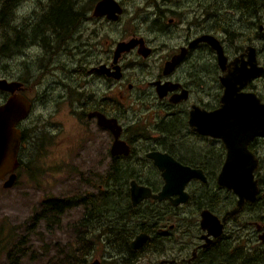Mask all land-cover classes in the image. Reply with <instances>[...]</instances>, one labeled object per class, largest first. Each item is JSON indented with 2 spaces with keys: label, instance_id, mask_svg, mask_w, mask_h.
Wrapping results in <instances>:
<instances>
[{
  "label": "flooded vegetation",
  "instance_id": "flooded-vegetation-1",
  "mask_svg": "<svg viewBox=\"0 0 264 264\" xmlns=\"http://www.w3.org/2000/svg\"><path fill=\"white\" fill-rule=\"evenodd\" d=\"M127 1L129 5L135 2ZM118 2L123 7V14L126 11L124 3ZM49 3L47 0L40 14L28 19L36 32L20 55L25 79L15 81L8 78L7 70L2 78L19 83L16 94L24 91L29 82L26 77L31 73L27 72L26 57L33 54L37 61L48 57L47 62L36 67L42 84L50 81L45 88L60 89L55 100L68 99L74 103V114L80 111L92 125L95 122L100 130L109 134L104 141L103 159L98 161L104 172L102 175L96 173V176L103 180L115 178L117 174L128 178L123 185L128 193L126 202L107 204L106 213L100 203L106 192H112L108 188L115 190V186L99 185V193L93 197L86 194L93 204H80L83 212L78 224L73 225L78 227L75 233L78 241L90 245L99 242L101 254L113 264L134 263L139 258L136 256L146 247L148 251L173 249V253L158 264H204L212 248L224 240V233L216 238L207 237L211 241L204 245L208 239L203 238L205 231L196 216L198 214L200 218L201 211L208 208L197 213L191 210V217L182 214V208L191 203V196L212 200L214 196L220 197L221 190L232 191L217 183L227 156L226 142L222 137L194 130L189 124V115L193 109H199L205 115L219 110L223 104L224 81L227 80L238 94H253L264 103V0H145L143 7L132 10L129 20L133 23L139 16L146 15L144 34L132 30L128 38L123 37L109 50L105 48L103 22L116 23L122 15L116 21L95 16V3L89 10L82 6L71 9V14H66L65 21L59 24L57 19L61 17L46 15ZM46 19L55 20L57 27L46 28L43 25ZM23 20L15 17L18 38L23 37L24 25L27 24L26 29L29 27V23L25 24ZM135 27L138 25L134 23L133 29ZM129 41L134 45L115 56L117 44ZM60 57L63 62L58 63ZM58 70L60 74H57ZM54 75L59 77L58 81L53 80ZM45 92L49 94L50 89ZM9 95L10 91L0 90V104ZM140 110L142 112L137 114L136 111ZM96 113L118 121L120 139L129 145L127 155L112 154L113 134L98 125ZM25 120L19 122L18 128ZM22 142L21 138L17 162ZM261 147H264L262 134L250 139L247 145L259 162L263 159L259 151ZM152 153L169 155L181 166L200 171L205 180L189 179L184 187L189 198L184 203L174 205L169 198L146 197L133 205L131 181L149 188L152 194L158 193L165 185L163 170L157 167L153 157L148 156ZM19 167L20 162L15 174ZM257 171L254 173L256 179ZM7 177L0 180L4 182ZM232 194L235 205L237 197ZM176 198V195L171 196V199ZM47 201L52 205L54 201H60L62 210L61 214L46 222L41 216ZM86 201L84 198L82 202ZM44 203L34 220L43 222L49 229L59 227L63 214L71 208L69 198H49ZM213 214L222 219L225 213ZM92 217L95 219L91 222ZM193 218L195 221H191L189 227L198 226L200 233L189 235L187 240L183 221ZM229 220L231 218L224 224V230ZM255 223L260 224V228ZM247 224L255 227L254 233L259 238L264 222L251 220ZM143 233L148 238L142 247L131 248L132 240ZM124 239L127 245L122 243ZM188 249L191 251L189 256ZM132 252L135 254L131 255ZM84 254L87 256L85 251ZM132 258L136 259L133 261Z\"/></svg>",
  "mask_w": 264,
  "mask_h": 264
},
{
  "label": "rangeland",
  "instance_id": "rangeland-1",
  "mask_svg": "<svg viewBox=\"0 0 264 264\" xmlns=\"http://www.w3.org/2000/svg\"><path fill=\"white\" fill-rule=\"evenodd\" d=\"M96 1L75 0L74 2L77 4L73 8L77 9L82 6L89 10ZM117 1H123L126 11L116 23L103 22L106 50L115 47V43L123 37L128 38L130 31L137 30L144 34L146 29V22H143L146 15L139 16L133 23L129 21L133 15L132 10L143 7L145 0H134L133 5H129L127 0ZM45 3L47 0H25L14 12L15 17L31 19L40 14ZM139 12L141 13V9ZM134 23L138 25L135 29H133ZM33 51L38 52L34 49ZM21 59L20 54L15 52L12 58H7L5 54L0 55V78H5L7 70L8 78L15 81L25 79L22 76ZM26 59L28 60V63L25 60L26 66H29L28 71L31 72L26 77L29 82L25 84V90L18 93L31 101V107L30 114L20 124V129H26L31 144L27 141L22 142L20 158L24 165L16 171L18 175L16 182L11 187L4 188L3 181L0 180V264H11L13 260L9 259L12 255L20 259L19 264H49L53 262L56 264H89L96 258L101 260L102 264H113L109 258L101 254L96 237L94 238V241L97 242L96 245H90L89 242L83 244L80 240L78 241L75 234L78 227L73 225L78 224L79 217L82 215L83 207L80 204L70 206L71 208L63 214L59 227L51 226L49 229L43 222L34 220L46 199H58L59 197L79 199L88 195L93 197L99 193V185L104 184L101 177L96 176V173L102 175L104 169L101 168L102 165H99L98 161L103 159L104 141L109 134L100 130L95 122L92 125V122L90 123L80 111L74 114V103L71 104L68 99L55 100L60 89L45 88L50 81H44L42 84L41 77H39L40 71L37 72L38 68L36 67L47 62L48 57L37 61L34 55L30 54V57H26ZM61 59L62 57L57 59L58 63L63 62ZM56 72L57 74L61 73L59 70ZM54 76L53 80L58 81L59 77ZM66 79L72 82L70 78L66 77ZM45 89H50V93L45 92L44 94ZM139 112L142 110L136 111L137 114ZM259 151L264 157V147H261ZM108 190L113 189L109 187ZM223 194L226 195L221 190V198ZM112 200L110 198L108 202L111 203ZM191 209V203L183 206L182 214L191 217ZM255 209V211H251V209L241 211L242 213L236 219L229 220L223 237L230 240L240 238L248 248H264V243L260 242L254 233L255 227L253 225L246 226L247 222L251 220H256L259 223L264 222V210ZM260 216L263 218L257 220ZM196 219L197 221L200 219L198 214ZM191 221H195V219L183 221V227L186 228L185 239L187 240L190 239L189 235L195 236L200 233L198 226L189 227ZM172 250L148 251L146 247L133 264H158L170 256L173 253ZM187 251L189 256L191 251L189 249ZM21 253L24 254L22 257ZM115 264H120V262Z\"/></svg>",
  "mask_w": 264,
  "mask_h": 264
},
{
  "label": "water",
  "instance_id": "water-1",
  "mask_svg": "<svg viewBox=\"0 0 264 264\" xmlns=\"http://www.w3.org/2000/svg\"><path fill=\"white\" fill-rule=\"evenodd\" d=\"M122 10L123 7L116 0H98L93 14L106 16L107 19L116 21L122 15ZM132 45L134 42L131 41L117 44L115 56ZM232 85L230 81H224L223 104L219 110L205 115L199 109H193L189 115V124L194 130L202 134L222 137L226 142L227 156L217 176V183L231 190L237 197L236 204L226 210L222 219L208 209L201 211L199 225L205 231L203 238L220 236L227 219L239 215L247 204L254 203L260 190L258 180L254 176L260 164L247 145L253 137L264 135V103L253 94H238ZM18 87V82H9L7 79L0 78V90L11 92V95L0 104V178L3 179L8 175L2 184L4 188L11 187L16 181L15 170L19 166L17 153L22 138L21 129L17 125L28 117L30 110V102L21 94L15 93ZM96 115L98 125L105 127L113 134L112 154L127 155L129 145L120 139L121 126L118 121L115 118H106L103 114L96 113ZM148 156L153 157L157 167L163 170L165 185L158 193L152 194L149 188L131 181L130 193L133 205L146 197L158 200L169 198L174 205L184 203L189 198L188 193L184 191L189 179L197 177L205 180L200 171L181 166L169 155L152 153ZM172 195H176L177 198L171 199ZM255 224L260 228V224ZM147 238L148 235L145 233L136 236L131 242V248L139 249ZM259 239L264 243V230L259 235ZM210 241L208 239L204 245H208ZM89 264H100V261L96 259Z\"/></svg>",
  "mask_w": 264,
  "mask_h": 264
},
{
  "label": "trees",
  "instance_id": "trees-1",
  "mask_svg": "<svg viewBox=\"0 0 264 264\" xmlns=\"http://www.w3.org/2000/svg\"><path fill=\"white\" fill-rule=\"evenodd\" d=\"M74 1L75 0H50V7L47 9L46 15L50 17V15H55L58 17H61L60 19H57L59 21V24H62L63 21H65L66 14H71V9H74ZM25 2V0H0V55H6L7 58L14 57V52L21 55V51H24L25 47L29 42L32 41V36L34 34L35 29H32V24L28 21L27 18L23 17V22L29 23V27L26 29V25H24V34L22 38L17 37V29H15V14L14 12L16 9ZM45 15V14H44ZM57 23L55 20H48L46 19L43 25L50 29L56 28L55 26ZM50 26V28H49ZM44 33V32H43ZM20 52V53H19ZM30 73V71H28ZM26 129H23L21 131V137L22 141L28 142L30 138L26 134ZM261 153V152H260ZM19 162L20 166L24 165L22 158H20L19 154ZM260 160L259 164L260 167L256 173V176L258 177V185H259V194L257 195L256 201L254 203H251L250 205L247 204L245 208L242 211H245L246 209L251 211H255V208H258L259 210H264V157ZM116 169L118 168V165L116 164ZM20 168V167H19ZM118 170V169H117ZM126 177L121 178L116 175L115 178H106L105 180L102 179L103 184L108 187L109 185L115 186L116 190H112V192H106L105 197H103V202L100 203L102 206L101 209L104 210V213L108 210L110 202L109 199L112 198L111 203H118V202H126L128 198L127 191H124L123 185L124 182H127ZM106 182V183H105ZM108 182V183H107ZM104 185V186H105ZM223 191V190H222ZM115 192V194H114ZM224 192V191H223ZM226 195L223 194V197L217 198L214 196L212 200H205L200 199L198 197L191 196L190 201L192 205V211L198 212L202 208H208L213 213H225L226 210L232 208L234 205V198L233 194L230 191H225ZM230 194V195H229ZM218 195V194H217ZM114 197V198H113ZM84 198L87 200L85 203ZM69 206L75 205V204H93V202H90V199L88 197H83L82 199L71 197ZM83 201V202H82ZM108 202V203H107ZM105 203V204H103ZM45 204V203H43ZM61 202L60 201H54V205L51 204L50 201H47L46 207L43 208L42 216L43 219L47 222L48 219H52L53 217L58 216L61 214ZM119 209V208H118ZM238 216H235L231 219H236ZM263 217L260 216L257 218V220H261ZM95 218L92 217L91 222L94 221ZM83 224V221L80 222ZM246 224V223H245ZM247 224L246 226H248ZM125 240V239H124ZM234 240V239H233ZM230 240L229 238L225 239L216 244L215 247L212 248V251L209 255H207L206 259L204 260V264H264V248L257 247L256 248H248L246 243L243 242L240 238L237 240ZM126 241V240H125ZM122 241L123 244H128L126 241ZM234 242V243H233ZM162 251V250H161ZM125 254V253H124ZM131 255L135 254L134 252L130 253ZM24 254L21 253V257ZM136 256V255H135ZM137 255L136 257H138ZM133 261L136 258H132ZM9 260H13L11 264H19V260L15 258L13 255L10 256ZM49 264H56L55 262L49 263ZM126 264H131V262H126ZM133 264V263H132Z\"/></svg>",
  "mask_w": 264,
  "mask_h": 264
},
{
  "label": "bare ground",
  "instance_id": "bare-ground-1",
  "mask_svg": "<svg viewBox=\"0 0 264 264\" xmlns=\"http://www.w3.org/2000/svg\"><path fill=\"white\" fill-rule=\"evenodd\" d=\"M30 107H31V103H30ZM29 112H30V110H29ZM29 114H30V113H29ZM257 179H258V178H257ZM250 204H251V203H250ZM250 204H249V205H250ZM244 208H245V207H244ZM242 210H243V209H242ZM242 210H241V211H242ZM241 211H240V213H242Z\"/></svg>",
  "mask_w": 264,
  "mask_h": 264
}]
</instances>
